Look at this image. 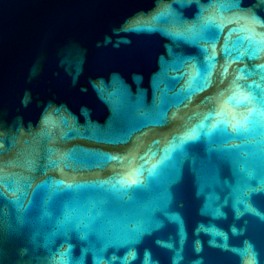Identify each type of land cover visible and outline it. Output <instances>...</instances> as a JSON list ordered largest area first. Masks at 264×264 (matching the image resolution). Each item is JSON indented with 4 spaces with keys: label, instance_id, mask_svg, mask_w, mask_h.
Returning <instances> with one entry per match:
<instances>
[{
    "label": "water",
    "instance_id": "1",
    "mask_svg": "<svg viewBox=\"0 0 264 264\" xmlns=\"http://www.w3.org/2000/svg\"><path fill=\"white\" fill-rule=\"evenodd\" d=\"M0 264H264V0H0Z\"/></svg>",
    "mask_w": 264,
    "mask_h": 264
}]
</instances>
